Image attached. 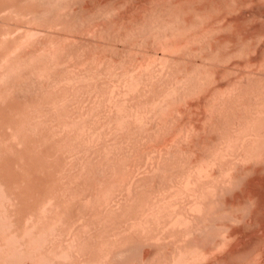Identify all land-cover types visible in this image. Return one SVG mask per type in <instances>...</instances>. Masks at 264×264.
<instances>
[{
  "label": "bare ground",
  "instance_id": "1",
  "mask_svg": "<svg viewBox=\"0 0 264 264\" xmlns=\"http://www.w3.org/2000/svg\"><path fill=\"white\" fill-rule=\"evenodd\" d=\"M0 264H264V0H0Z\"/></svg>",
  "mask_w": 264,
  "mask_h": 264
},
{
  "label": "rangeland",
  "instance_id": "2",
  "mask_svg": "<svg viewBox=\"0 0 264 264\" xmlns=\"http://www.w3.org/2000/svg\"><path fill=\"white\" fill-rule=\"evenodd\" d=\"M160 54H161V51H159V55H160ZM149 144H151V143H149ZM149 144H148V145H149Z\"/></svg>",
  "mask_w": 264,
  "mask_h": 264
}]
</instances>
